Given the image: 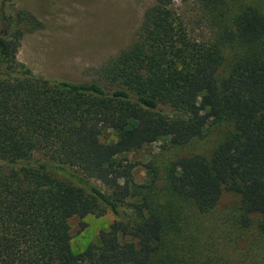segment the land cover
<instances>
[{
  "label": "trees",
  "instance_id": "16d2710c",
  "mask_svg": "<svg viewBox=\"0 0 264 264\" xmlns=\"http://www.w3.org/2000/svg\"><path fill=\"white\" fill-rule=\"evenodd\" d=\"M16 2L0 0V264H151L164 220L146 196L128 200L135 164L127 154L159 141L185 144L217 119L232 131L210 157L174 161L170 188L201 212L224 190L237 193L243 226L250 214L264 215L263 11L248 5L237 16L227 39L243 48L219 75L217 45L191 35L173 0H152L130 43L93 78L77 80L34 73L16 59L22 34L43 26ZM106 211L115 218L99 243L75 253L69 219L83 229L86 215Z\"/></svg>",
  "mask_w": 264,
  "mask_h": 264
},
{
  "label": "rangeland",
  "instance_id": "374dc122",
  "mask_svg": "<svg viewBox=\"0 0 264 264\" xmlns=\"http://www.w3.org/2000/svg\"><path fill=\"white\" fill-rule=\"evenodd\" d=\"M152 0H17L16 7L31 11L42 23L25 31L19 39L16 59L32 72L66 79H91L96 69L111 55L128 45L138 28L144 8ZM193 37L217 45L223 56L219 75L242 50L237 40H228L235 20L248 5L264 12V0H223L214 7L198 0H173ZM232 131L228 120L217 119L202 135L185 144L149 143L132 150L133 194L143 195L164 220L161 249L151 264H169L184 259L193 264H262L264 245L256 238L264 215L250 214L252 223L243 226L241 200L237 193L224 190L209 211L201 212L190 200L173 193L169 169L179 158L192 154L210 157ZM113 138V136H111ZM106 189L102 183H98ZM110 211L101 216L88 214L80 229L79 218L69 219L72 250L82 251L90 242L99 243V231L114 219ZM261 244H257L260 243ZM195 261H193V260Z\"/></svg>",
  "mask_w": 264,
  "mask_h": 264
}]
</instances>
